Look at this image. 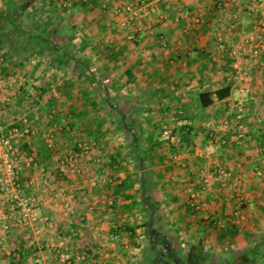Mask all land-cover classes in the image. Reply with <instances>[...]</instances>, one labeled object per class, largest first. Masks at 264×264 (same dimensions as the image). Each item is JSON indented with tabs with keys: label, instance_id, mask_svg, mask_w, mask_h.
<instances>
[{
	"label": "crops",
	"instance_id": "obj_1",
	"mask_svg": "<svg viewBox=\"0 0 264 264\" xmlns=\"http://www.w3.org/2000/svg\"><path fill=\"white\" fill-rule=\"evenodd\" d=\"M140 1L149 2V0L133 2L139 3ZM78 3L81 4L75 0L68 2L70 7L79 9L82 16L85 15L88 19L95 17V20L104 19L102 17L104 15L97 17L95 16L96 12H93L94 9L85 10ZM219 3H223L224 12L220 10ZM158 6V10L152 13L145 10L140 11L135 23L131 25L133 28H130L129 31L121 32L119 29V32L114 33L109 29L103 34L98 32L93 43V46L96 47L93 49H96V54H98L96 57L98 64L88 65L89 69L97 72V79L91 81H95L104 88L100 95L98 93V98H130L139 103L141 107L144 106L145 110L150 108V103L160 104L163 111L176 107L184 109L190 98H198L199 92L208 91L211 92L209 98H213V103L202 109L197 102L200 113L206 114L213 109L219 114L228 112L233 119L235 115L233 105L240 82L233 77V63L231 65L233 56L231 57V53L226 48H220L216 42L217 34L221 33L237 49L244 52L246 60L240 64L241 70L245 73L244 84L250 87L253 98H255V102L251 100L250 104L244 108L242 124L245 122V126L243 124L242 130L238 131V121L234 118L232 122L235 123L232 124V129L226 136L228 143L218 152L220 162L224 164L229 173L227 187H220L217 181L203 190L201 184H198L197 175H201L199 170L202 167L208 170L211 169V166L209 164L202 166L198 158L187 154V156L183 155L181 161L177 163L180 167L178 173L168 172V167L160 163L154 172L152 171L154 161L150 166L155 182L154 188L147 189L144 194L137 175L134 174L132 168L125 169L126 162L123 160L120 161V166L111 173L113 175L112 183L106 185L108 190L104 192H107L109 196L106 200L107 204L94 209H76L75 212L72 210L71 217L76 215V219L68 218V223L66 220L61 221L59 213L55 209L53 210L49 206L46 208L45 205L46 203L48 205V201H45L42 195L38 196L44 200L41 212L56 216L58 219L59 232L56 235L46 231L39 238L42 241H47L53 237L55 241L60 242L59 244L62 243L66 248L68 247V250L88 247L90 251H97L94 264H178L176 259L184 258L186 253L184 257L177 255L178 250L175 247L182 242L187 252L189 245L197 241H201L204 247V264L252 263L255 258L249 254L253 247H259L263 240L260 239L256 242L250 238L244 240L239 234L231 235L230 226L225 224L237 202L235 200L237 193H234L231 187L237 190L238 187L245 186L244 181H247V178L249 185L254 180L255 173L253 174L254 178L252 174L248 173L251 168L256 166L259 159L257 155L259 152L261 153L257 142L261 143V139L264 138V128L257 129L254 127L255 125H252L254 109L264 108V5L252 6L248 0H162ZM83 9L84 11H82ZM57 14L58 12L49 16L44 15L42 19H45L44 22L53 21L55 23ZM119 17L114 16L116 24L117 21L120 23ZM195 17L200 18L201 22L196 23ZM104 21L108 23L107 20ZM119 26V28L124 27L121 24ZM50 30L49 39L56 33ZM129 35L131 38L136 36L137 43L131 41L132 39L128 40ZM93 46L90 45L88 49L92 50ZM253 49H257V55L253 53ZM109 59L112 60L110 64L107 62ZM81 68L85 71L84 66ZM81 74L83 76L84 73L81 71ZM86 81L90 82L88 79ZM87 83L84 84L85 90H87ZM223 87H229L230 93L218 100L213 92ZM107 89H109L108 92ZM89 96L91 98L93 94L89 92ZM65 99L68 103V99ZM49 100L52 98H46V103H50ZM67 103H65L66 112L62 117L65 116L68 122ZM150 117V114H144L139 119L147 120ZM203 117L200 115L196 121H201ZM177 119L176 117V121H173V128H177L175 125L179 124ZM201 124L203 123L194 122L189 137L181 136L183 138L181 141L185 142H183V147L193 150L190 149L193 143H195L194 145L198 144L196 140L199 141L202 138V131L205 130V128H198ZM96 128L97 126H93L91 129L94 132L92 134L94 142L103 136L102 132ZM65 130L62 128L61 131L64 133ZM61 131L59 133H62ZM133 131L137 136L143 129L135 128ZM150 131L146 129V133ZM33 137L31 135L19 137L17 140L22 139L21 147L35 152L37 155L39 149L35 144L37 137ZM206 137L207 134H204L203 138ZM97 143L100 145L98 141ZM145 143L147 142L145 141ZM149 144L154 143L150 142ZM159 144L162 143L159 142ZM99 152L101 153L102 150L99 149ZM56 155V152H51V158L47 161H40L37 156L38 165L47 167V164L51 159H55ZM23 176L33 178L35 185L43 178L37 167L26 170ZM182 178L184 180H181ZM181 182L183 186L187 187V191L199 189L200 193H198L197 199L202 202L201 210H205V212L197 211L193 214L190 207L181 202L182 196L174 192L171 187L170 192H174L173 194L168 192L164 196H159L157 192L159 187L179 186ZM191 184H194L196 188H192ZM257 191L256 194L261 195L259 192L261 189ZM256 194L253 193L250 198L254 203L259 199ZM144 196L158 204L155 216L157 220L159 219L157 224L163 227L166 225L169 228L167 233L161 230L158 235L155 234L158 238L162 237L160 243L167 246V249L159 250L158 254L151 252L152 255L150 254L148 258L145 257L147 256L145 254H139L141 248H145L148 252L147 247L149 246L148 241H139V238L144 237L142 235L145 233V230L142 231L143 228H146L143 224L150 220L148 210L142 206ZM1 207L2 199L0 197V211ZM247 207V210L246 207H243V213H247L251 217L255 218V216L264 214L262 207L255 208L249 204ZM7 224V228L0 230V264H38L35 262L37 258H40L42 264H54V262L60 264L54 252L41 250L37 245L29 246L27 244V236L30 233L26 228L16 226L10 220H7ZM157 224L156 228H158ZM130 226H132V230ZM261 229L264 231V226H261L260 222L251 224L250 221L246 229L247 235L251 236V234L260 232ZM227 238L228 240H226ZM176 239L179 240L176 241ZM225 240L229 241L232 248H239L238 254L231 260L230 256H218L219 247ZM149 242L152 243L151 240ZM168 249L169 254H167ZM211 252H214V255H211Z\"/></svg>",
	"mask_w": 264,
	"mask_h": 264
},
{
	"label": "rangeland",
	"instance_id": "obj_2",
	"mask_svg": "<svg viewBox=\"0 0 264 264\" xmlns=\"http://www.w3.org/2000/svg\"><path fill=\"white\" fill-rule=\"evenodd\" d=\"M22 1L23 3H21L20 0H0V98L8 97L13 100L8 106H6L8 107L6 120L11 121L17 114H25L28 116L34 128L31 136H34L33 138L37 137L35 139V144L39 147L41 143H45L46 135L54 132L51 131L52 129L50 125L52 123L49 114H51L53 110H58V115L60 116L65 114V103H67L65 98H67L66 95L68 94V90L71 91L73 98L75 99V106L81 111V115L75 118V126L72 128L68 127V129L65 128L66 130L64 133L61 130L62 127H65L67 118L64 116L59 119V126L61 128L55 131V133H57L55 137V147L50 150L51 152H56L59 158L67 153L75 154V172L68 171L64 173L59 168L58 160L51 159L49 164H47V167H43L49 173L54 175V180L50 181V177L45 176L41 181H38L36 185L25 187L27 193L36 198L42 195L44 200L48 201V205L47 203L45 205L47 206L46 208L49 206L50 208H53V210L55 209L56 212L59 213L61 221L63 222L66 220L67 223L68 218H75L76 215L73 216L74 218L71 216L72 212H75L76 209H94L107 204L106 200H108L109 196L107 195L108 193L104 191L108 190L106 185L112 183L113 175L111 173L118 168L111 167L110 165V147H116V149L121 152L119 155L121 158L120 161L124 160L126 162L124 147L129 136L126 134L125 128H123V125L120 123V120L122 119L120 118L119 113L124 114L122 117H124L123 120L125 121V124L129 123L131 119H139L140 116H144V114L151 115L147 120H143V122H145L143 131H141V134L137 135L141 137L143 134L142 138L144 139V143L145 141L148 143L152 142L156 144L157 147L161 148L157 151L155 158L151 157V163L148 164L147 169H151L152 167L150 166L155 161L152 171L156 172V166L160 163L168 167V172L178 173L180 172V167L177 163L181 161L183 155L187 156V154H190L191 156L198 158L201 162L200 165L204 166L209 164L211 166V169L208 170L202 167V169L199 170V174L201 175H197L198 184H201L203 190L217 181L219 182L220 187H227L229 173L224 164L220 162L218 152L220 148L228 143V139L225 143L217 141L215 151L212 154L206 155L205 152L210 147L212 135L215 134L212 130V126H214L215 123L220 122L225 116H227V119H229L231 123L230 129H232V124L235 122H232L234 118L232 119L228 112H222L219 114L212 109L211 112H206V114L204 112L200 113L201 111L197 106V98H190L189 102L185 104L184 109L183 107H176L177 109H165L164 111L160 104L154 105L153 103H150V108L148 107L149 109L145 110L143 105V107H141L139 103H136V101H133L130 98L109 97L106 102L105 98H98L97 96L98 93L100 95L104 90L103 86H100L95 81L87 83V77H85V74L88 73L81 70L82 65L79 64L75 58H86L90 61L88 65H97L98 61L96 57L98 54H96V49H93L96 48L93 46V43L97 38L98 32L99 34H103L106 30L110 29V31L117 33L119 32V29L121 32H125V30L129 31L130 28H133L131 26L119 28L123 17V14L118 15L115 13L116 8L120 4L119 0H98L100 5L93 12H96L95 16L97 17L104 15L102 16L104 19H96L97 21L95 20L96 17L88 19L85 15L82 16L79 9L73 6L70 7L68 4L70 0ZM75 1L81 3V0ZM133 1L135 0H128L130 3ZM103 4H105L104 7L102 6ZM10 10H13L12 19L14 20L17 29L2 17V13L9 12ZM82 11H84V9ZM55 12H58L56 18L57 21L51 27L50 31H55L56 33H54L55 36L53 35L49 40L52 43L65 46L67 50L73 54L72 57L64 59L61 63L58 62L59 53L51 49L52 44H47L46 46L48 47L44 49L45 51L40 53L38 51L40 50L41 44L39 45L36 40L32 39L38 32H43L45 27H47V22H44L45 19H42V17L44 15H52ZM114 16H120V23L117 21L118 25L114 22ZM104 20H107L108 23ZM6 33L10 35V40L8 41H4V35H6ZM218 36L227 40L221 35V33L217 34V44ZM27 37L30 38L27 40ZM135 37L131 38L130 36V39L128 38V40L132 39L131 41H136L137 43ZM90 45L93 46L92 50L88 49ZM231 57L233 58V61L231 62L232 65L235 60L234 54L231 53ZM107 62L110 64L112 63V60L109 59ZM85 66H87V64H85ZM81 71L84 73L83 76ZM10 76L14 77L15 82L8 85V79ZM86 83V89L93 94V96H91V101L86 100L80 96V93H78V90L83 89L84 84ZM4 84L6 85L4 86ZM46 86H49L47 91H39V88H45ZM4 88H7V90L4 91ZM46 98L59 99H56V101L51 104L46 103ZM251 100L255 102V98H252ZM249 104L250 103H248V105ZM111 105L116 106L119 109V112L116 113V110L110 107ZM180 106H183V104H180ZM259 114H264V108L254 109L252 125H255L254 127L257 129H259V127L264 128V118L262 123H257L255 120L256 116ZM200 115H203L204 117L201 121H196ZM176 117L178 118L177 121H179V124L175 125L177 128H173V121H176ZM100 118L103 120V125L100 130L103 136H101L102 138L100 140H97L100 143L99 145L98 143L96 144L97 141L94 142L95 139L92 136L94 132H92L91 129H93V126L97 125L96 122H98ZM184 119L190 122H187L186 126H194V122H200L203 124L198 128H205V130L202 131V138H200L199 141L196 140L198 143L196 145L198 146L194 145L195 143H193L194 146H191L190 149L193 150H188V148L179 146V144L183 145L185 143L184 141V143L181 141L183 140L181 136L185 133L180 132L179 127ZM68 121H71L70 117H68ZM243 124L245 126V122ZM146 129L152 131L146 133ZM60 131L62 133H59ZM204 134H207L209 139L207 137L203 138ZM79 142L83 147L81 152L74 148ZM159 142L162 144H159ZM260 142L263 144L257 142V146H259L258 148H261V153L259 152L257 155L259 159L257 160L256 166L251 168V171L248 173L252 175L255 173V178L253 175L254 180L251 181L250 185L247 178V181H244L246 183L244 184L245 186H240L237 190H234L233 187H231L233 192L237 193L235 195V200L237 202L234 205L235 209L233 208L234 210L231 211L229 219L226 220L225 224L228 227L230 226L231 235L233 233L234 235L239 234L244 240L250 238V240L252 239L256 242L260 239L263 240H261L262 243L259 247H253L251 250L249 256L254 257L255 260L249 264H264L263 229H261L260 232L251 234V236H248L246 231L247 225L250 221L251 224L252 222H260V225L264 226V214L261 216H255L254 218L247 213H243V207H246L247 210L248 204L255 208L262 207L264 209V141L261 139ZM16 143L22 146L23 140H17ZM96 147L102 150V152L100 153L99 149H96ZM186 147H188L187 144ZM194 151L195 154L192 155ZM224 173H228L226 180L223 179L222 175H219ZM181 180L184 179L182 178ZM191 185L192 188H196L194 184ZM170 187L173 188L174 192L180 194L179 196H182L181 198H183V200L181 202L188 205L193 214L197 211L205 212V210H201L203 207L201 206L202 202L197 199L198 193H200V191H198L199 189L187 191V187L183 186L181 182L179 186L171 185L159 187L157 191L159 196H164L168 192L173 194L174 192H170ZM260 189L261 191L259 192H261V195L256 194V192H258L257 190ZM60 192L62 195H58ZM253 193L259 198L256 203H254L252 199L250 200ZM44 200H41V209L44 205ZM102 200L105 201L102 202ZM55 219L56 224L58 225V219L56 216ZM157 227L158 228L155 227V230H153V233L156 235H158L161 230H164L163 232L166 233L167 230H169L166 225L163 227L157 224ZM144 230L145 233L143 235L140 234L144 237H140L139 241L144 240V242H146L148 241L147 228H143L142 231ZM55 234L57 235V233ZM160 238L162 237L160 236ZM178 240L179 239H176V241ZM226 240H228V238ZM226 240L219 247L220 253H218V256H230L231 260L233 256L238 254L237 250H239V248H232L229 241ZM55 243L60 242L56 240ZM60 246L63 249L66 248L62 243ZM77 249L86 250L89 248L79 247L71 250ZM175 249L178 250L177 255L184 257L186 247L182 242L179 246L175 247ZM66 250L68 251V247ZM146 252L147 250L145 248L139 250V254H144ZM211 255H214V252H211ZM54 264L56 263L54 262Z\"/></svg>",
	"mask_w": 264,
	"mask_h": 264
},
{
	"label": "built area",
	"instance_id": "obj_3",
	"mask_svg": "<svg viewBox=\"0 0 264 264\" xmlns=\"http://www.w3.org/2000/svg\"><path fill=\"white\" fill-rule=\"evenodd\" d=\"M120 4L116 8V14H123L121 25L124 27L131 26L135 23L139 12L145 10L147 12H155L158 10V3L162 0H149V2L140 1L139 3L128 2V0H119ZM250 5L258 6L264 5V0H248ZM103 7L105 4L102 5ZM220 10L224 12L225 7L223 3H219ZM194 21L200 23L201 19L195 17ZM218 46L226 48L227 51L234 54V74L233 77L239 80L237 87V97L234 100V118L238 121V131L242 130L243 112L245 106L253 98L250 87L244 84L245 73L241 70L240 64L246 60L243 51L236 48L231 42L224 40L218 36ZM227 44V46H226ZM255 55L258 54L257 49H253ZM14 83V77L10 76L8 85ZM20 84V83H19ZM6 84H4L5 86ZM7 88H4L6 91ZM59 99V98H55ZM61 99V98H60ZM12 98H0V197L2 199V207L0 211V230L8 227L7 220H10L14 225L28 230L27 244L29 246L37 245L41 250L52 251L57 256L60 264H76L82 262H89L94 264L96 262L97 251H90L88 249L66 250L62 248L59 243H55V238L50 237L47 241H42L39 237L46 231L52 233L58 232V225L53 215H46L41 212V199L33 197L25 191V187L35 185L33 178H25L23 173L30 168L37 167L43 177H50V181L54 180V175L49 173L43 166L38 165V159L35 152H30L16 143L19 137H29L33 131V125L28 116L25 114H17L11 121L6 120L8 114V106L12 102ZM58 110H53L49 114L51 120V133H48L45 138L46 146L52 150L55 147V131L61 128L59 120H57ZM62 117V116H61ZM264 115L259 114L255 120L257 123H262ZM64 120V119H62ZM184 119L182 124H187ZM190 123V122H188ZM231 123L225 116L220 122L212 126L215 133L212 135L210 147L206 150V155L212 154L215 151L217 141L222 143L227 141V133L230 132ZM63 128V127H62ZM68 129V122L65 127ZM172 132V131H171ZM264 141V138H263ZM78 150L81 152L83 147L79 142L77 144ZM72 152V151H71ZM53 153H55L53 151ZM75 154H65L59 158L56 155L55 160H58L59 168L64 173L70 171L75 172ZM226 180L227 174H219ZM207 181V180H205ZM58 195H62L61 192ZM67 204V202H66ZM65 204V205H66ZM70 209V208H68ZM71 221V220H70ZM41 240V241H40ZM40 263V258L35 260Z\"/></svg>",
	"mask_w": 264,
	"mask_h": 264
},
{
	"label": "trees",
	"instance_id": "obj_4",
	"mask_svg": "<svg viewBox=\"0 0 264 264\" xmlns=\"http://www.w3.org/2000/svg\"><path fill=\"white\" fill-rule=\"evenodd\" d=\"M21 3H23L22 0H20ZM73 5V4H72ZM81 5L85 8V10L91 11V10H95L100 4L98 0H81ZM12 11L10 10L9 12H4L2 13V17L4 18V20H6L9 24H11L12 26L15 27V29H17V26L14 23V20L12 19ZM54 25L53 21L51 22H47V27H45L43 32H38L36 34V36L34 38H32L33 40H36L37 43H39L40 46V50L38 52H44L48 46H46L47 44H52L51 49L54 50L55 52L59 53V59L58 62L61 63L64 61V59L72 57V53L70 51L67 50V48L63 45H59L56 43H52L49 40V30L51 29V27ZM30 37H27V40ZM10 40V35L6 33V35H4V41H8ZM79 64H81L82 66H84L85 68V72H87L88 74H85L87 77L86 79H88L89 81L91 80H95L97 79V72L95 70H91L88 67L89 64V60L88 59H81V58H75ZM85 64H87V66H85ZM49 86H46L45 88H39V91L44 92L48 90ZM109 91V89H107V92ZM78 93H80V96H82L83 98H85L88 101H91V98H89V92L87 90H85L84 88L81 90H78ZM214 95L216 97V99H223L224 97L228 96L230 93V88L229 87H223V88H219L216 89L214 92ZM211 96V92L208 91H202L198 93V98H197V102L200 106V108L205 109L208 106H210L213 103V98H209ZM67 99H68V117H70L71 121H68V127H73L75 126V118H77L79 115H81V111L79 109H77V107L75 106L74 103V98L73 95L71 93V91L68 90V94L66 95ZM20 99V98H19ZM108 98H105V101L107 102ZM51 104H53L56 100L55 98H52V100H49ZM110 107H112L114 110H116V113L119 112V109L116 106L111 105ZM112 109V110H113ZM113 110V111H114ZM120 114V118L122 120H120V123L123 125V128H125V132L126 134L129 136V139L125 145V158H126V164H125V168L129 169L132 168L133 172L135 175H137L138 180L141 184V189L143 191V193L145 194V192H147V189H153L154 188V177H153V173L151 171V169H147L148 164L151 163V159L157 154V146L154 144H149L144 143V139L143 134L140 136H136L133 133V130L136 129H143L144 128V123L143 120L141 119H131L129 121V123L125 124V121L123 120L124 114L123 113H119ZM57 120H59L61 118L60 115H57ZM103 125V120H101V118L98 120L97 122V130L100 131ZM180 127V132H184V137L186 135V137H189L191 131L193 130V126L189 125L186 126V124H182ZM186 130V131H185ZM189 141V140H187ZM262 143V142H261ZM263 144V143H262ZM179 146L181 147L182 144ZM28 147V146H26ZM75 149H78L77 146L75 145L74 147ZM111 148V152L109 153V159H110V165L111 167H118L120 166V157L119 155L121 154V152L119 150H117L116 148L110 147ZM38 158L40 161H47L51 158V152L50 149L46 146L45 143H41V145L39 146L38 149V154H37ZM152 157V158H151ZM130 163L132 164L130 166ZM129 164V166H128ZM147 171V172H146ZM144 203H143V207L145 209L148 210L149 214H150V220L146 221L143 225L147 228V235H148V244L149 246L147 247L149 250V253L146 252L144 253L145 257L148 258V256L151 254V252L153 254H158V251H165V249H167V246L162 245L160 243V241L162 240L161 238H158L155 236V234L153 233V230L156 227V224L158 223L155 216H156V210L158 207V204L155 201H150L149 199H147L146 196H144ZM131 230H132V226H130ZM149 240H151L152 243L149 242ZM160 243L159 245H157L156 243ZM159 248V249H158ZM170 249V248H169ZM169 249L167 250V254H169ZM143 254V255H144ZM166 254V255H167ZM152 255V254H151ZM146 258V259H147ZM178 264H204L205 262V258H204V247L201 241H197L191 245H189L186 255L184 258L178 260L176 259ZM175 262V261H174Z\"/></svg>",
	"mask_w": 264,
	"mask_h": 264
}]
</instances>
